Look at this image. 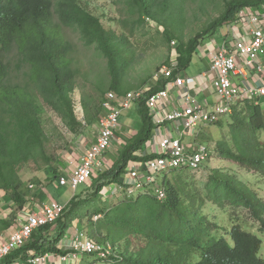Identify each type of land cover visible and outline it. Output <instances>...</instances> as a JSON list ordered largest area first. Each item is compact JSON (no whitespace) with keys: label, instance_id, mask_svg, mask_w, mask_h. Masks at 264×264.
<instances>
[{"label":"trees","instance_id":"16d2710c","mask_svg":"<svg viewBox=\"0 0 264 264\" xmlns=\"http://www.w3.org/2000/svg\"><path fill=\"white\" fill-rule=\"evenodd\" d=\"M82 1L0 0V192L20 210L25 209L27 201L21 192L23 181L19 171L46 156L47 136L38 100L56 112L72 133L82 128L72 99L79 76L75 64L80 50L67 30L77 35L85 48L94 47L107 60L112 78L109 91L126 94L123 75L129 62L126 55L129 41L105 28ZM120 1L128 14L122 24H130V32L143 26L147 19L158 22L168 34L177 32L179 20L172 13L177 0ZM263 4L264 0L230 1L221 17L204 31L187 44L180 42L175 50L179 71L190 67L198 48L231 22L240 9ZM169 38V41L174 39ZM14 52L21 80L12 76L9 57ZM160 88L161 85L150 93ZM145 103L143 100L139 104L143 126L139 137L124 148L114 166L97 175L86 196L76 195L65 204L64 214L57 223L36 229L28 243L1 264H30L36 256L68 255L72 250H65L62 243L76 221L81 228L78 231L88 239L116 249V254L99 258L112 264H264L261 238L238 224L228 232V239L220 236L217 224L203 212L207 201L222 210L244 208L264 233V201L236 176L212 169L205 187L206 196L183 175H177V170L163 176L160 186L165 193L163 199L159 198L157 189L147 185L134 194L127 191L128 185L122 177L130 164L151 158L142 157L154 129ZM222 121L215 125L220 126ZM215 154L264 178V104L247 101L236 107L228 135L217 142ZM57 171H50V181L58 182ZM169 173L173 177H167ZM112 185H119L120 191L115 201L109 202L105 188ZM84 220L88 221V231L82 227ZM124 241L125 252L119 246ZM68 264H78V260Z\"/></svg>","mask_w":264,"mask_h":264},{"label":"rangeland","instance_id":"374dc122","mask_svg":"<svg viewBox=\"0 0 264 264\" xmlns=\"http://www.w3.org/2000/svg\"><path fill=\"white\" fill-rule=\"evenodd\" d=\"M230 1L232 0H177L176 10L172 13L175 14L179 23L176 25L177 32L173 35L171 33H166L158 22L149 19H147V22L143 26L136 28L134 32H130L131 25L122 24V22L128 18V14L120 0H83L82 2L85 7L101 19L105 28L116 31L119 38H127L129 41L127 46L129 52L126 54L129 57V62L126 72L123 75L125 87L123 93H127L133 90L155 87L156 74L163 67L171 66L173 53H176L175 50L180 45V42L187 44L194 36L204 31L214 20L221 17ZM226 33L227 28L224 25L219 28L215 35L207 38L203 46L208 47L212 45V47H214L221 45L224 41L223 36L226 35ZM67 34L70 39L76 42L80 50L77 56V64H75V67L79 69V76L76 91L73 92L72 99L74 102L75 115L82 124V128L79 129L77 133H72L56 112L44 105L42 100H38V106H40L41 111V122L47 136L45 143L46 156L38 162L33 161L24 165L19 171L23 181L21 192L24 194L27 202L24 210H20L18 205H15L13 209L14 214L11 218H14L17 214V220L20 214L27 215L28 212H31L39 204H42V199L46 201V198L49 196L65 205L68 204L74 196L80 194L86 196L92 189L91 184L94 178L90 182L79 186L76 191H74L71 186L61 187L59 183L50 181L49 173L51 170L59 171L61 168H64V164H71L70 159H75L77 154L83 151L82 149L86 142H90L95 138L96 121L101 114V103L104 102L106 95L112 92L109 91L112 78L107 68V60L102 57L94 47L85 48L78 39V36L71 31L67 30ZM169 37H173L174 39L169 41ZM9 62L13 69V79L21 80L22 75L17 72L18 57L15 52L9 57ZM207 63L208 61L204 59L200 53H196L193 62L183 75L199 80L200 74L208 69ZM198 83L203 85L201 80H199ZM199 97L200 100L205 98L202 96ZM137 109H133L128 118L120 119L125 128L132 130L131 135H137L143 127H139L137 121L138 116L136 115ZM230 123L231 116L225 118L220 126L212 125L204 128H197V131L199 130L201 132L197 137L195 136V141L194 135L186 133V142L190 143L194 141L207 145L210 150L213 151V156L210 160L202 164L200 170L194 172L177 170V175H183L184 178H187L186 181L190 184H195V187L202 190L203 195L206 196L205 187L211 173L210 171L212 169H219L222 172L236 176L238 179L248 184L258 193L259 198L264 201V178H259V175L250 173L230 161L222 160L215 154L217 142L228 135ZM228 140L230 141V138ZM116 146L121 145H113L111 150L104 155L106 163L102 171L110 169L115 161L113 155L116 154L117 149L119 150ZM95 172L96 175L99 174V171ZM164 175L165 174L158 175L156 181L152 185L147 184V182L146 185L153 189H157V187L162 185ZM167 177H173V175L169 173ZM31 185L34 187L30 188ZM111 189H113V187ZM39 191H44L41 201L36 197V194L40 193ZM105 191H107V199L110 200L109 202H114L116 193H109L108 187L105 188ZM0 193L3 194V192ZM44 197L46 198L44 199ZM120 198H124V196L119 197L117 200ZM203 212L217 224V233L220 236H224L228 239V232L238 224L243 230L256 234L264 242V233L261 232V226L258 222L253 220L250 212L244 208H238L234 211H231V209L222 210L210 201H207ZM13 223L15 225V219ZM83 225L82 227H86L85 230L88 231L89 225L87 220H84ZM72 230L69 231V235L74 238L80 231ZM119 246L121 250L124 252L126 251L125 241ZM68 248L69 245L65 250H68ZM132 250H134V248H132L131 251ZM107 252L110 255L113 253L116 254V249L111 247L110 250L107 249ZM261 256L264 258V244ZM77 258L78 264H112L99 260V258L94 255L90 256V258L81 255L77 256ZM51 260L50 263H57V259Z\"/></svg>","mask_w":264,"mask_h":264},{"label":"built area","instance_id":"2783aa9c","mask_svg":"<svg viewBox=\"0 0 264 264\" xmlns=\"http://www.w3.org/2000/svg\"><path fill=\"white\" fill-rule=\"evenodd\" d=\"M225 26L227 33L223 36V43L209 49L210 67L208 72L201 75V80H209L207 84L203 83L205 87L202 88L196 78L184 76L179 71L178 60H172L170 67H163L156 74V85H161L157 92L150 93L153 89L150 87L129 91L122 96L109 92L101 103L102 111L96 121L95 141L72 170L58 178L59 185L71 186L76 191L79 186L93 179L95 170L102 167L104 155L114 145L120 119L143 100L157 125L180 123V127L175 128L181 131V137L174 138L171 134L159 136L157 128L153 133V141L157 147L153 151L155 155L144 162L130 164L126 173L129 179L126 183L129 188L127 191L130 194L139 192L144 189L146 182L150 185L158 175L172 170H200L202 164L211 159L213 151L201 143L188 148L182 132L187 131L197 137V128L212 126L230 117L242 102L264 104V4L240 9ZM198 88L202 91L211 90L215 101H199L191 92V89ZM177 90L180 93L179 99L173 103L172 109L166 111L163 103ZM119 191L109 188V193L117 194ZM157 191L160 199L165 198L160 187H157ZM105 194L107 195V191ZM65 209V205L51 200L39 204L27 215L20 214L14 230L0 237V264L12 252L25 246L36 229L57 223ZM72 240L69 248L72 252L68 255L57 258L51 254L36 256L30 260V264H52L50 261L53 258L57 259L54 264H68L82 254L102 259L110 256L107 252L112 247L110 244H98L81 231Z\"/></svg>","mask_w":264,"mask_h":264},{"label":"crops","instance_id":"0c3cea01","mask_svg":"<svg viewBox=\"0 0 264 264\" xmlns=\"http://www.w3.org/2000/svg\"><path fill=\"white\" fill-rule=\"evenodd\" d=\"M209 49H212V46L210 45V46H208V47H204V46H202V47H200L199 48V50L197 51V53H200V55H202V57L204 58V59H206L207 61H208V63H207V67H208V69L207 70H209V65H210V59H209ZM172 60H177V55H176V53H173V56H172ZM193 62V61H192ZM206 70V71H207ZM206 71L204 72V73H206ZM183 73L185 72V71H182ZM208 72V71H207ZM203 74V73H202ZM202 74H200V79L199 80H201V75ZM197 79V78H196ZM198 80V79H197ZM198 80V81H199ZM201 82L202 83H204V84H207L208 82H209V80H208V78H207V80H205V81H203V80H201ZM160 84H158V85H156L155 87H158ZM155 87H153V89L155 88ZM203 87H205L204 85H202V88ZM152 89V90H153ZM179 90H177V91H175V92H173L171 95H170V98H168V99H166L165 100V102L163 103V105H165V107L167 108L166 109V111H168L170 108L172 109V107H173V103H175L178 99H179V96H180V93L178 92ZM191 92H192V94L194 95V96H196V98L199 100V101H209V102H213V101H215V97H214V95H212V93H211V90L209 91V90H205V91H202L201 89H191ZM199 96H202V97H205L203 100H200V97ZM136 106V105H135ZM138 108V109H137ZM134 109H137L136 110V112H137V116H138V123H139V127H142V120H141V114H140V105L139 104H137V106L136 107H134ZM149 110V109H148ZM131 112H132V110L130 111V112H128V113H126L122 118L123 119H126V118H128L130 115H131ZM138 113H139V115H138ZM149 116H150V118H151V120H152V123H153V125H154V129H153V131H152V135H151V139H150V141L145 145V147H144V151H143V153H142V157H153L155 154H153V151H155L156 150V144L154 143V141H153V138H154V132H156V130H157V128H159L158 130H157V132L156 133H158V135L159 136H165V135H168V134H171V136L172 137H174V138H178V137H181V131L178 129V128H175V127H180V123H175V125L173 124V123H167L165 126H161V125H157L156 123H154L153 122V119H152V117H151V112L149 111ZM122 119V120H123ZM124 124H122L121 123V120H120V125H119V129L117 130V132H116V140H115V142H114V145H121V146H116L117 148H119V150L117 149V152H116V154H114L113 155V157H114V159H115V161L117 162L118 161V159H119V156H120V154L123 152V150H124V148L129 144V143H132L136 138H138L139 137V134H140V132H141V130H142V128L140 129V131H139V133L137 134V135H131V132H132V130L131 129H128V128H125L124 126H123ZM122 128H123V131H122ZM201 132V131H200ZM200 132H199V134H200ZM191 134V135H193L192 133H190V132H187V131H184V132H182V134H183V137H184V142H185V144H187L189 147L188 148H192V147H194V146H196L197 144H200V143H196V142H194L195 140H196V138H195V136H194V141H192V142H190V143H188V142H186L185 141V134ZM96 135V134H95ZM95 137V136H94ZM95 138H93V140L92 141H87L86 142V144H85V146L83 147V151L81 152V153H79V154H77V156H76V158L75 159H70V161H71V164L69 163V165L68 164H64V168H61V170H59L58 171V173L60 174V176L61 175H64V174H67L69 171H71L72 170V168L78 163V161L80 160V157L82 156V154L87 150V149H89L90 148V146L93 144V142L95 141L94 140ZM124 139V140H123ZM120 141V142H119ZM116 142H118V143H116ZM149 145V146H148ZM113 162V164H112V166H114V164L116 163V162ZM137 162V161H136ZM142 162H144V161H142ZM102 167L101 168H99V169H97V170H95V171H99L98 173H102V172H104V171H102V169H103V167L105 166V163H106V159H105V157L102 159ZM112 166L110 167V168H112ZM69 167V168H68ZM126 175V174H125ZM125 175L122 177V181H123V183L124 184H126V183H128L129 182V179H128V176L126 175V178H125ZM96 177H97V175L95 174V176L93 177L94 178V180L96 179ZM54 183H55V181H54ZM58 183V182H57ZM114 186H116V187H114ZM116 188V189H118L119 188V185H112V186H110V187H108V188ZM40 193H38V194H36V197H38V199H40V201H41V199H42V197H43V194H44V191L43 192H41V191H39ZM0 195H1V198H0V237L1 236H3V235H7L10 231H13L14 230V228L16 227V223H15V225H14V219H15V221L17 220L16 219V217H18V215L16 214V216L14 217V218H11L12 217V215L14 214V212H13V209H14V207H15V203H13L12 201H9V199L6 197V196H4V194H2V193H0ZM46 195V194H45ZM46 197H44V199H45ZM49 198V199H48ZM48 198H46V201H44L43 199H42V203H48V202H50L51 200H55V199H53V198H51L50 196L48 197ZM2 201V202H1ZM17 206V205H16ZM26 207V206H25ZM74 228V229H73ZM73 229V230H72ZM79 229H81L80 228V225H79V221H76V222H74L73 223V226L70 228V230H72V231H75V230H79ZM68 234H69V232H68ZM71 240H70V239ZM72 237L69 235V236H67V238H65L64 239V241H63V243H62V247L65 249V248H67L68 247V245H69V248H70V245L72 244ZM68 248V249H69ZM52 261V260H51Z\"/></svg>","mask_w":264,"mask_h":264}]
</instances>
